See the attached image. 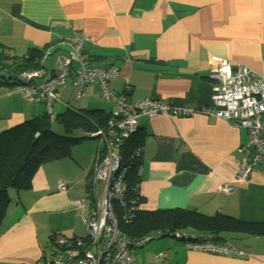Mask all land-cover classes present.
I'll list each match as a JSON object with an SVG mask.
<instances>
[{
	"label": "crops",
	"instance_id": "crops-1",
	"mask_svg": "<svg viewBox=\"0 0 264 264\" xmlns=\"http://www.w3.org/2000/svg\"><path fill=\"white\" fill-rule=\"evenodd\" d=\"M77 38H87L80 53L88 65L118 67L108 86L122 92L128 85L130 101L150 97L176 107L210 105L212 56L228 58L264 77V0H0L3 53L21 57L30 48L43 51V72L35 83L51 75L55 60L66 57ZM71 90L69 81L58 88L53 113L66 110ZM82 91L75 109L101 108L108 113L114 109L95 84ZM43 111L42 103L27 100L22 90L0 82V131ZM136 132L142 143L140 210L220 212L262 224L256 232L217 234V241H229L245 253L243 257L194 251L183 240L163 237L132 253L134 262L264 264V163L255 166L247 180L232 183L231 190L220 189L231 181L240 161L248 159L239 151L247 141L246 131L194 113L142 116ZM95 153L96 141L84 138L68 156L41 164L29 189L8 190L0 264L51 261L55 249L51 235L86 236L72 200L85 197L86 215L92 204L87 180ZM59 181L66 182L65 190L57 188ZM158 253L161 259L156 258Z\"/></svg>",
	"mask_w": 264,
	"mask_h": 264
},
{
	"label": "built area",
	"instance_id": "built-area-1",
	"mask_svg": "<svg viewBox=\"0 0 264 264\" xmlns=\"http://www.w3.org/2000/svg\"><path fill=\"white\" fill-rule=\"evenodd\" d=\"M85 39L87 38H77L71 44L69 54L55 60L54 70L49 78L39 83L33 81L42 75V66L24 69L16 74L15 87L23 91L27 100L42 103L48 111L57 99V88L68 79L74 90L66 104L80 98L83 87L87 84H95L100 96L114 104L108 125L89 132L98 141V147L89 175L88 193L92 204L87 214L82 213L87 204L85 197L72 200L81 213L87 240L74 237L67 243L65 237H57L55 242L59 249L51 261L41 264H136L131 249L143 247L152 237L157 238L160 231L146 233L141 237H128L118 230L114 205H125L127 189L120 158L123 139L136 132L138 120L142 116L201 113L229 121L246 131L247 141L239 151L248 155V159L241 160L238 164L231 181L220 187L222 190H231L232 183L247 180L253 168L264 163V77L228 58L212 56L208 67V76L214 80L210 105L202 108L176 107L150 97L130 101L127 96L128 85L122 92H116L108 86L109 79L119 73L117 66H91L83 59L80 52ZM41 62L43 63V59ZM73 64H77V67L74 77L70 78ZM57 188L65 190L67 185L64 181H59ZM175 236L177 238L174 235L171 237L183 240L190 250L245 256L243 251L227 240L217 241L204 236L189 238L178 233ZM156 258L161 259V253Z\"/></svg>",
	"mask_w": 264,
	"mask_h": 264
},
{
	"label": "trees",
	"instance_id": "trees-1",
	"mask_svg": "<svg viewBox=\"0 0 264 264\" xmlns=\"http://www.w3.org/2000/svg\"><path fill=\"white\" fill-rule=\"evenodd\" d=\"M2 50L0 47V82L15 86L17 73L24 69L43 67V63H40L43 58L42 50L30 48L21 57H9ZM6 58L11 59V62L3 63L2 61ZM73 65L71 66L70 78H73L75 74L76 67ZM67 81L70 82L71 80L68 79ZM73 90L72 88L69 98H71ZM78 99H73L70 104L65 103L66 110L61 113H53V104L56 101L54 100L50 111L44 106L42 114L30 117L17 125L0 131V228L10 203L9 189L15 191L29 189L32 177L41 164L68 156L71 147L84 138L94 139L97 151L98 141L95 137L90 136L89 132L97 127L107 126L110 113L101 108L79 111L73 106ZM54 123L59 126L58 128H61V133L54 131L55 129L52 127ZM77 130L81 133H76ZM136 133H132L123 139L120 150L121 167L124 170V182L127 186L126 201L125 205H121V207L115 204L114 213L118 230L122 235L141 237L146 233L159 230L160 235L157 238L152 237V240H159L166 236L173 238L171 236L176 237V233L186 235L189 238L191 236H204L210 239H218L217 234L223 231L233 230L250 233L261 228L262 223H246L220 212L206 215L187 209L140 210L138 207L140 200L138 185L142 143L136 137ZM89 185L88 176L87 190H89ZM57 237L63 236H50V241L55 247L54 254L59 249L55 242ZM74 237H65L68 240L67 243ZM77 238L86 241L87 233L86 236Z\"/></svg>",
	"mask_w": 264,
	"mask_h": 264
},
{
	"label": "rangeland",
	"instance_id": "rangeland-1",
	"mask_svg": "<svg viewBox=\"0 0 264 264\" xmlns=\"http://www.w3.org/2000/svg\"><path fill=\"white\" fill-rule=\"evenodd\" d=\"M52 127L55 129H53L54 131H56L57 133H61L62 132V130H61V128H58V125L56 124V123H54L53 125H52ZM85 232L87 233V230L85 229ZM165 239V238H164ZM153 242H156L155 240H151L150 242H148L146 245H144L142 248H139V249H135V248H133V249H131V252L132 253H136V251L137 250H142V249H144V247H146L147 245H149V244H151V243H153ZM47 256H50V253H49V251H48V253H47ZM141 264H145V263H141Z\"/></svg>",
	"mask_w": 264,
	"mask_h": 264
},
{
	"label": "clouds",
	"instance_id": "clouds-1",
	"mask_svg": "<svg viewBox=\"0 0 264 264\" xmlns=\"http://www.w3.org/2000/svg\"><path fill=\"white\" fill-rule=\"evenodd\" d=\"M167 237V236H166Z\"/></svg>",
	"mask_w": 264,
	"mask_h": 264
}]
</instances>
